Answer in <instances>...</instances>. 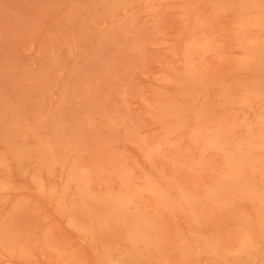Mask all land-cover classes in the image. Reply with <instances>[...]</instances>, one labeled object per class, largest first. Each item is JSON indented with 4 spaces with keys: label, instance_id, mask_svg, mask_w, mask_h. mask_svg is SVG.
Instances as JSON below:
<instances>
[{
    "label": "rangeland",
    "instance_id": "1",
    "mask_svg": "<svg viewBox=\"0 0 264 264\" xmlns=\"http://www.w3.org/2000/svg\"><path fill=\"white\" fill-rule=\"evenodd\" d=\"M0 264H264V0H0Z\"/></svg>",
    "mask_w": 264,
    "mask_h": 264
},
{
    "label": "bare ground",
    "instance_id": "2",
    "mask_svg": "<svg viewBox=\"0 0 264 264\" xmlns=\"http://www.w3.org/2000/svg\"><path fill=\"white\" fill-rule=\"evenodd\" d=\"M213 142V141H212ZM226 149H224V151H225ZM228 150V149H227ZM229 152V151H228ZM224 153H226V152H224ZM231 153V152H230ZM232 154V153H231ZM226 157V160H225V163H224V165H225V168H226V176H228V174H227V171L229 172V174H231L233 171L230 169V168H234V167H237L239 164H240V159H235V158H231L232 156H225ZM233 175V174H232ZM236 175V174H235ZM234 175V176H235ZM231 177V176H230ZM81 186V185H80ZM84 187V186H83ZM79 188H81V187H79ZM78 188V189H79ZM82 189V188H81ZM78 191H80V190H78ZM81 191H83V190H81ZM155 192V191H154ZM83 193V192H82ZM81 194V193H80ZM81 195H85V194H81ZM80 196V195H79ZM88 196H90V195H88ZM81 197V196H80ZM85 197V196H84ZM163 197V196H162ZM91 198V197H90ZM83 202V201H82ZM79 203H81V202H79ZM84 203V202H83ZM82 204V203H81ZM80 205V204H79ZM85 205V204H84ZM119 207V206H118ZM115 208H117V207H115ZM102 216V215H101ZM135 218V217H134ZM101 219V218H100ZM101 223V222H100ZM102 225V224H101ZM134 236V235H133ZM242 236V240L243 241H246V238H245V236H243V235H241ZM131 237H132V235H131Z\"/></svg>",
    "mask_w": 264,
    "mask_h": 264
}]
</instances>
